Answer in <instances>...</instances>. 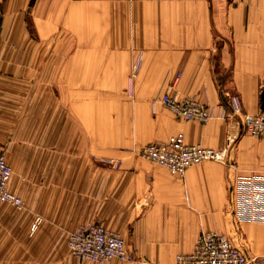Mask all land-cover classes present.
Segmentation results:
<instances>
[{
  "label": "crops",
  "instance_id": "crops-1",
  "mask_svg": "<svg viewBox=\"0 0 264 264\" xmlns=\"http://www.w3.org/2000/svg\"><path fill=\"white\" fill-rule=\"evenodd\" d=\"M103 76L122 113L109 102L106 133H84L82 94ZM167 89L212 116L177 117L160 102ZM263 89L264 0H0V142L23 201L0 202V264H175L204 230L264 264V135L242 125ZM36 98L41 113L20 112ZM178 132L226 146L225 160L177 176L140 156ZM87 222L120 234L134 260L72 259L67 232Z\"/></svg>",
  "mask_w": 264,
  "mask_h": 264
},
{
  "label": "built area",
  "instance_id": "built-area-1",
  "mask_svg": "<svg viewBox=\"0 0 264 264\" xmlns=\"http://www.w3.org/2000/svg\"><path fill=\"white\" fill-rule=\"evenodd\" d=\"M160 102L184 120L205 122L212 116V111L205 104L194 98L182 97L173 89L163 92ZM242 125L244 130L253 136L264 135V110L261 109L254 114H243ZM229 141L228 139V143ZM226 153V146L215 149L199 143H188L182 132L172 134L164 141L150 142L139 150L142 157L163 165L170 174L177 176H181L188 167L203 161L223 162ZM11 174L6 146L0 142V202L21 207L22 198L7 187ZM41 220L40 216H36L31 228H36ZM67 245L73 255L85 260L134 259L124 239L117 232L108 230L99 223H84L70 231ZM248 262L245 254L236 248L226 235L215 230L200 231L193 249L187 253H179L175 258V264H248Z\"/></svg>",
  "mask_w": 264,
  "mask_h": 264
},
{
  "label": "rangeland",
  "instance_id": "rangeland-1",
  "mask_svg": "<svg viewBox=\"0 0 264 264\" xmlns=\"http://www.w3.org/2000/svg\"><path fill=\"white\" fill-rule=\"evenodd\" d=\"M87 63L89 65L95 64V62H87ZM104 64H105V62H104ZM106 79L107 78L105 76L98 77L95 81V85L91 88V89H98V90L91 91V92L90 91H84L82 94V100H83V114L82 115L84 117V122H85L83 125V132L84 133L93 134V132H96V128H98V133H106L107 125L105 124V118L107 117V115H109L108 114L109 112L107 109V104L109 102L112 104L114 103L115 116H120L122 113V109L119 108L121 106L120 103L122 101V94L118 93V92L112 93L110 91H107V89H110V86H107ZM54 83H57V79L53 80V78H52V84H54ZM114 88H117V86H115ZM38 95H40V94H29L28 96H38ZM62 100H64V99L61 98L59 93L56 92V93L51 94L50 105H51L53 114L59 115V110L62 108V104H64ZM71 100H73V99H71ZM46 103H47L46 101H45V103H43L42 99H37V98L34 101L30 100V101L21 102L19 105L20 112L26 113L27 110L29 112L32 110L33 113L39 114V113H41V110L43 109L44 104H46ZM94 117H97L100 120V122H104V123L99 124V125L91 124L90 119L94 118ZM2 143H4L6 146V153L9 156L7 158V161L9 164H11L10 163V142L4 141ZM20 143H22V142H20ZM84 143L89 144V143H91V141L84 142ZM100 143H106V141H100ZM33 144L39 146L38 148L42 147V145L44 146V143L41 141L33 142ZM147 160H149V159H147ZM150 161L155 162L152 160H150ZM11 170H12V167H11ZM12 173H13V170H12ZM11 176H12V174H11ZM16 208H20V207H16ZM72 230H69L67 232V237H68L69 232ZM67 247H68V245H67ZM68 254L72 259L85 260V259H82V258H79V257L73 255L70 252L69 248H68ZM113 260H117V259H113ZM88 261H90V260H88ZM129 261H131V260H129Z\"/></svg>",
  "mask_w": 264,
  "mask_h": 264
},
{
  "label": "water",
  "instance_id": "water-1",
  "mask_svg": "<svg viewBox=\"0 0 264 264\" xmlns=\"http://www.w3.org/2000/svg\"><path fill=\"white\" fill-rule=\"evenodd\" d=\"M260 98H261L260 108L264 110V89L261 91Z\"/></svg>",
  "mask_w": 264,
  "mask_h": 264
}]
</instances>
